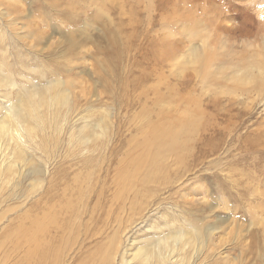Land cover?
<instances>
[{
    "label": "rangeland",
    "instance_id": "374dc122",
    "mask_svg": "<svg viewBox=\"0 0 264 264\" xmlns=\"http://www.w3.org/2000/svg\"><path fill=\"white\" fill-rule=\"evenodd\" d=\"M214 1L234 5L229 16L252 33L217 35L212 52L202 48L211 26L196 1L169 9L158 0H0V123L11 132L0 137V168L9 167L0 176V264H37L26 242L35 220L49 231L42 247L52 241L58 252L50 264H140L138 249L179 232L188 240L166 264H264V105L253 84L249 92L224 81L263 63L264 0ZM190 14L195 23L185 22ZM169 33L180 41L174 59L156 60V39ZM195 47L209 57L211 88L206 71L188 64ZM214 87L248 93L232 106L222 96L218 110ZM54 90L71 94L69 109L16 117L28 97ZM158 93L170 108H158ZM201 109L194 140L180 138L189 149L147 147ZM103 125L108 135L97 138ZM18 130L26 143L17 147Z\"/></svg>",
    "mask_w": 264,
    "mask_h": 264
},
{
    "label": "bare ground",
    "instance_id": "6f19581e",
    "mask_svg": "<svg viewBox=\"0 0 264 264\" xmlns=\"http://www.w3.org/2000/svg\"><path fill=\"white\" fill-rule=\"evenodd\" d=\"M138 1V0H137ZM159 1V7L161 8H169L170 9V5L172 3V7H174V2L176 0H169V2L167 0H158ZM196 1L197 4L196 5H199L198 7L201 8V10L204 12L205 14H207L208 16V20H210V35L205 39L203 40V46L202 48H206L208 47L207 45H214V42H213V38L215 37V39L217 38V35H221V34H225V35H231V34H234L236 33V31L238 30H241L243 32V30H246L247 31V34H251V30H248L247 29H244L245 26H242L240 25H237L236 22H235V19L231 16H229V14H234L236 12V10H234L233 8L235 7L234 5L231 6V3H230V6L231 8H227L228 10L226 11H223L222 8H220L219 6V2L216 3L214 0H184L183 4L185 5H188V4H193L196 3L194 2ZM234 2V1H232ZM233 4V3H232ZM235 4V3H234ZM193 6V5H192ZM195 6V4H194ZM193 6V7H194ZM177 7V6H176ZM188 7V6H187ZM192 7V8H193ZM165 8V9H166ZM194 9V8H193ZM207 9V10H206ZM237 9V8H235ZM180 11V10H179ZM207 11H210V12H207ZM177 12V11H176ZM196 12L194 11L193 14H195ZM203 13V14H204ZM245 13V12H243ZM199 14V13H198ZM236 14V13H235ZM249 14V13H248ZM185 19L187 21H185L186 23H195L194 22V17H192V14L190 15H185ZM243 18H242V22L244 23L245 20H247L249 17L248 15L246 14H243ZM171 17V16H170ZM184 17V15H183ZM204 18V17H203ZM173 19V18H172ZM250 21H255V19H252L251 17L249 18ZM248 19V20H249ZM170 22V21H169ZM168 22V23H169ZM249 22V21H248ZM137 23V22H136ZM178 23V21H177ZM207 23V22H206ZM170 24V23H169ZM198 24V22H197ZM241 24V22H240ZM172 25V24H171ZM243 25V24H242ZM174 26V24H173ZM190 26V25H189ZM196 27V24L195 26ZM260 27L261 29L264 31V25H261L260 24ZM197 29V28H195ZM195 29H193L192 27V30L188 29L190 33H193L195 31ZM170 31V30H169ZM168 31V32H169ZM187 31V29H186ZM179 32H181L179 30ZM185 33V30L183 29V32L181 34ZM205 33V32H204ZM205 34H208V33H205ZM195 35V34H194ZM196 36V35H195ZM207 36V35H206ZM228 37V36H227ZM248 37V36H247ZM175 38V33H172V34H168L167 36L163 37L162 39H156V47H157V51L154 52V58L156 60H167V59H171L173 60L174 59V52H176V48H175V45L179 46L180 45V41L178 40V42L174 39ZM218 38H221L220 36H218ZM72 39V38H71ZM111 40V39H110ZM112 41V40H111ZM155 41V40H154ZM216 42L217 41H220L219 40H215ZM221 42V41H220ZM74 44V43H73ZM207 44V45H206ZM217 45V44H216ZM226 45V44H225ZM182 46V45H181ZM200 47V46H199ZM211 47V46H210ZM209 48V47H208ZM225 48V47H224ZM261 48H262V55H263V63H261L260 65H258V63L260 62H251V63H248L247 65L248 66H251L249 69H239L238 66L237 68L239 70H237L235 72V74H231V76L228 75V77H225L224 78V81L225 83L227 82H235L237 84H239L240 86L246 88V91H249L250 92V89H248V85L250 84H253L255 88L253 91L255 92V94L258 96V98H261V103L264 105V37H263V40H262V44H261ZM210 49V48H209ZM222 49V48H221ZM208 50V49H206ZM225 50V49H224ZM159 51V52H158ZM210 51H212L210 49ZM213 52V51H212ZM205 52L201 53V51H199L198 48H194L192 50V53L190 54V56L188 55V64H191V65H195V64H198L200 65L204 71H206V73H204V77H203V81H205V85L209 86L210 88L213 86L212 83H210V79H212L208 74H213L214 73H211L210 69H208V65L206 66L207 62L206 60L209 58L207 57L208 55H204ZM206 54H208L206 52ZM212 54V53H211ZM218 56V55H217ZM213 57V55H212ZM213 59V58H212ZM212 59L210 61H212ZM215 62V61H214ZM224 66V65H223ZM227 66V64H226ZM231 66V65H229ZM236 67V66H235ZM217 68L219 69V67L217 66ZM218 69H216V71H219ZM229 70V68H227ZM235 69V68H234ZM233 69V70H234ZM222 70V69H221ZM225 70V69H224ZM230 71V70H229ZM233 73V72H232ZM217 74V73H216ZM223 75V74H221ZM221 75L219 74V76L221 77ZM227 75V74H226ZM196 76V75H195ZM194 77V76H193ZM192 77V78H193ZM222 79V78H221ZM262 83L261 85L259 83ZM234 83V85H235ZM227 85V84H226ZM233 85V84H232ZM217 86V85H216ZM224 86V85H223ZM228 86V85H227ZM237 86V85H236ZM222 87V86H221ZM220 87V88H221ZM232 87V86H231ZM215 90L213 92V94L210 92L209 94L211 95H214L215 97H213V100L211 101L213 104H210V106H213L215 109H218V110H221L220 108V105L222 104V96H229V102H228V106H232V104H235L237 101L241 100V99H237L238 95L239 94H236V97H233L232 96V93L229 91H226L224 89V87L222 89H224L225 91H222L221 92H218L216 87H214ZM233 88V91H234V87ZM236 88V87H235ZM250 88V87H249ZM49 89V87H48ZM47 89V90H48ZM229 89V87H228ZM206 90V89H205ZM209 90V88L207 89ZM230 90V89H229ZM232 90V89H231ZM69 91V90H68ZM210 91V90H209ZM174 90H173V94H174ZM252 92V91H251ZM37 93V92H36ZM66 93V92H65ZM71 93V91H70ZM244 93V92H243ZM248 92H245V94H241L240 97H245ZM164 95V94H163ZM163 95L158 93L157 94V102H158V108L161 107V103H162V107L163 105H166V104H169L167 101H164L163 99ZM208 95V94H207ZM210 96V95H209ZM251 96V95H250ZM254 96V94H253ZM174 97V96H173ZM248 97V96H247ZM256 97V96H255ZM222 98V99H221ZM250 98V97H249ZM253 98V97H252ZM251 98V100H252ZM211 99V98H210ZM221 99V100H220ZM161 100V102H160ZM243 100V99H242ZM248 100V99H247ZM257 100V99H255ZM249 101V100H248ZM71 94H61L60 92H56L55 90L54 91H47L46 93H43L41 95V97H36V96H30L28 97L26 100H24L18 107V110L16 111V117L17 118H20V119H26L28 118V116H32L34 118H38L39 115H40V112H41V108H50V110L54 111V110H59L58 108L59 107H66L67 109H69L70 107V103H71ZM72 104V103H71ZM247 104V102H246ZM156 105V104H155ZM244 107V105H243ZM92 108V107H90ZM169 108H170V104H169ZM213 108V109H214ZM255 108V107H254ZM199 109V108H198ZM160 110V109H159ZM158 110V111H159ZM245 110V109H244ZM195 112V111H194ZM63 113V112H62ZM204 113V112H203ZM233 113V112H232ZM240 113V112H239ZM53 114V113H52ZM60 114V112H59ZM152 114V113H151ZM149 114V116L151 115ZM158 114V113H157ZM199 114L203 115L202 114V109L201 110H198V113H195L194 115H191V113L187 112L186 113V117L184 119H177L175 122L172 123V125L170 127H168L167 129H165L161 135H157L155 134L156 138L159 139V140H163L164 138H168L170 141H169V144H165L164 142H161V141H158L157 139L154 140L152 139L151 141H149L150 143H146L147 144V147L150 148L152 151L154 152H158V155H160V153H164V152H169L170 155H173L172 153H175L181 149H189V140L187 141H184V142H180V138H182L183 135L187 136L188 139H190L192 136H193V140H194V136L196 135V132L198 130V128L196 127V123L197 121H193V117L194 116H198ZM214 114V113H212ZM236 114V113H235ZM242 114V113H241ZM107 115V114H106ZM148 115V114H147ZM160 115V114H159ZM162 115V114H161ZM220 115V114H219ZM14 116V115H13ZM163 116V115H162ZM247 116V114H246ZM157 117V116H156ZM184 117V116H183ZM112 118V117H111ZM146 119V118H145ZM215 119V118H214ZM240 119V117H239ZM106 120V119H105ZM107 122V121H105ZM102 123V122H101ZM7 124V123H6ZM110 124V122H109ZM113 124V123H112ZM86 125V124H85ZM105 125H107L105 123ZM105 125H103L102 127H104ZM111 125V124H110ZM28 126V125H27ZM101 126V125H100ZM109 126V125H108ZM108 126H105V128L102 130L101 133H97L96 136L97 138L98 137H101V136H104V137H107L108 135V131H109V128ZM98 129V128H97ZM24 130V128H23ZM34 128H29L28 127L26 128L25 127V132L28 133V136L31 135V133L33 132ZM182 130V131H181ZM13 131V130H12ZM85 131V129H84ZM98 131V130H96ZM179 131V132H178ZM214 131V130H213ZM19 130L16 132V134H13L14 132H12L13 134V139L16 141V139L18 141L17 142V147L20 146V145H24L26 142L25 140L23 139L22 136L20 135H17V133L19 134ZM35 132V131H34ZM86 132V131H85ZM111 132V131H110ZM215 132V131H214ZM219 132V130H218ZM10 134L11 132L9 131V128L8 126L6 125H1L0 123V137H3L4 134L8 135ZM210 133V132H209ZM221 133V132H220ZM213 134V132L211 133ZM17 135V136H16ZM16 136V137H15ZM95 136V137H96ZM208 136V135H207ZM210 136V135H209ZM215 136V135H214ZM212 137V138H215V137ZM217 136V135H216ZM31 137V136H30ZM78 137V136H77ZM218 138V137H217ZM2 139V138H1ZM88 139V138H87ZM211 139V138H210ZM100 140V139H99ZM102 140V139H101ZM86 141V140H85ZM106 141V140H105ZM206 142V141H205ZM103 143V142H102ZM90 144V143H89ZM84 146V145H83ZM163 146V147H162ZM187 147V148H186ZM16 148V147H15ZM163 148H165V151L163 150ZM22 149V148H21ZM157 149V150H156ZM201 149V148H200ZM147 150V149H146ZM154 157H156V155H154ZM184 160V159H183ZM182 161V160H181ZM8 169L4 168L3 169L7 172L9 171V167H7ZM3 169L0 168V176H2L4 173H3ZM11 169V168H10ZM48 214V212H47ZM50 216V215H49ZM55 216V215H54ZM45 218V217H44ZM48 218V217H47ZM54 221V219H53ZM43 223V222H41ZM44 225V224H43ZM32 226H37L39 231H37V233L33 236H29V233H28V244L30 248V251L27 255V260L29 261H32L33 258H37L38 259V262L37 264H44V263H53L55 262L56 260V257H57V254L54 253L55 251H52L51 250V245H52V241L48 242L49 244H46V247L47 249H44V247H42V240L41 238L46 236L48 234V228H41L40 226V223L38 222V220H35L32 224ZM51 228L55 229V231L57 233H61V234H66L65 232V229H64V226L63 225H57V224H54ZM35 229V228H34ZM70 231V230H69ZM25 231L23 230V233ZM35 233V232H34ZM36 236V237H34ZM188 240L187 236L182 233V232H179V233H175V234H170V235H167L161 239L158 240V242L151 246V249L147 248L145 251H143L142 249L143 248H140L138 249V251L136 252L135 254V257H138L139 260H140V264H166V260H167V256L168 253L169 254H173L176 250H178L180 248V246L185 243V241ZM190 241H196V240H191L189 238ZM47 243V242H46ZM27 245V244H26ZM187 245V244H186ZM53 247V246H52ZM186 247V246H185ZM180 252V251H179ZM60 254V253H59ZM52 256V258L50 259V257ZM173 257V255H171ZM135 258H133L134 260ZM173 259V258H172Z\"/></svg>",
    "mask_w": 264,
    "mask_h": 264
}]
</instances>
